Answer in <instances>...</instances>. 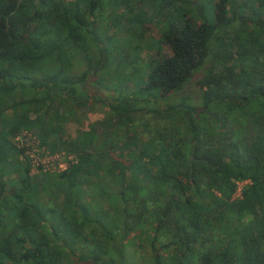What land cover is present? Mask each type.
I'll list each match as a JSON object with an SVG mask.
<instances>
[{"label":"trees","instance_id":"16d2710c","mask_svg":"<svg viewBox=\"0 0 264 264\" xmlns=\"http://www.w3.org/2000/svg\"><path fill=\"white\" fill-rule=\"evenodd\" d=\"M115 7L131 31L145 7L178 18L160 35L170 54L126 96L115 95V39L107 49L95 32L115 26ZM96 65L112 69L109 97L87 88ZM199 72L195 96L180 95ZM143 111L167 119L145 141L129 129ZM22 129L77 162L30 174ZM122 131L132 142L117 158ZM139 237L148 264H264V0H0V264H129L125 244Z\"/></svg>","mask_w":264,"mask_h":264},{"label":"rangeland","instance_id":"374dc122","mask_svg":"<svg viewBox=\"0 0 264 264\" xmlns=\"http://www.w3.org/2000/svg\"><path fill=\"white\" fill-rule=\"evenodd\" d=\"M238 1L241 2L243 0ZM121 10L122 8L116 10L115 7V26H113V28L111 27L112 23L109 20L107 24L102 23L105 24L102 28H100V25L102 24L97 26L95 28V32L96 36H98V39H107L102 42V45H104L107 49H109L111 43V40L109 39H115V95L121 93L122 95L126 96L134 92L138 93L137 90L141 89L142 82L146 76V71L148 69L149 63L153 62L151 60L152 58H154L156 61V59H162L163 57H166L170 54V48L167 44L163 43L160 35L162 30L167 28V25L170 21L176 22L178 18L173 15L168 16V18H166V20L163 22L162 19H159L152 14V10L150 8L145 7L138 10L137 12H134V14L136 13L137 16L141 19L143 23L142 27H139L138 30L136 28L131 31L129 29L131 25V18L129 15L123 16V13L120 12ZM106 13L107 12H105V14ZM208 14L210 18H213L212 7L211 9H209ZM131 15L133 16V13H131ZM107 17H110V14H108ZM132 32L134 37L136 36V32L141 36L134 38L133 36H131ZM107 34H114L115 38H110L109 36L107 37ZM131 39L135 42L132 41V43ZM93 70H97V72L95 75H91V77L89 78L90 80L87 81V88L91 93L96 90V95L101 96V98L109 97L110 94H108V91L105 89V85H108L111 82L110 78L112 77V74L110 73L112 72V69H100V65H96L93 67ZM201 76L202 73H197L190 84H188L186 89L181 92L180 95L190 93L191 95L195 96L197 89L196 82L201 78ZM90 82H93L92 84L94 85V87L89 85L91 84ZM117 87H119L120 89L118 90ZM110 91H113V89H110ZM143 92L145 93L141 95L145 96L149 95L146 93H151L152 91L144 90ZM157 98V103H154V100L150 98L149 102H147V106L151 107L152 105L154 107L164 108L169 103H172L176 100V97L173 94L168 98L167 103L165 102V99H162L160 97ZM106 110L107 107L103 105L95 106L92 111H88L86 119L84 120V128L88 129L90 123L101 119L104 116V112ZM134 118L135 131L132 127H129V129L131 130L130 133L134 135L135 132L139 140L142 141L147 140L149 137H153V135H155V130L161 127H165L167 123L166 118H160L152 115V113L150 112L145 111L138 113ZM77 125L78 124L75 122L67 123L65 128L66 133L73 136L75 134V130L77 129ZM130 133L126 134V132L122 131V136L120 134L115 135V143L118 138L125 139L123 140V143L117 144L118 146L114 149L112 155H115L117 158H119L118 154L121 153V149L130 147L132 142V135H130ZM250 133V130L246 131L247 136H249ZM126 137H128L129 139H126ZM12 177H15V175H13ZM128 238H126L125 241H127ZM135 241L132 244H125L124 250L126 252L125 256L127 262L129 264L151 263L152 252L146 240L142 237H139L136 238ZM171 253L172 252L170 250L161 251V255L163 257H168ZM69 262H71L69 259L63 261L64 264H69Z\"/></svg>","mask_w":264,"mask_h":264},{"label":"built area","instance_id":"2783aa9c","mask_svg":"<svg viewBox=\"0 0 264 264\" xmlns=\"http://www.w3.org/2000/svg\"><path fill=\"white\" fill-rule=\"evenodd\" d=\"M71 1V0H64ZM16 146L22 149V156L30 164V174L59 173L77 162L73 153L64 150H50L43 145L33 130L22 129L14 138ZM250 180L235 181L233 198H240L241 191Z\"/></svg>","mask_w":264,"mask_h":264},{"label":"crops","instance_id":"0c3cea01","mask_svg":"<svg viewBox=\"0 0 264 264\" xmlns=\"http://www.w3.org/2000/svg\"><path fill=\"white\" fill-rule=\"evenodd\" d=\"M69 123V122H68ZM66 128V127H65Z\"/></svg>","mask_w":264,"mask_h":264}]
</instances>
